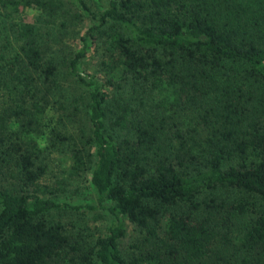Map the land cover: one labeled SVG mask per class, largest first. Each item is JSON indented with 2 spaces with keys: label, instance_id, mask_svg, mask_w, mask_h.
<instances>
[{
  "label": "trees",
  "instance_id": "trees-1",
  "mask_svg": "<svg viewBox=\"0 0 264 264\" xmlns=\"http://www.w3.org/2000/svg\"><path fill=\"white\" fill-rule=\"evenodd\" d=\"M93 2L0 0V9L77 10L64 74L86 90L88 133L54 175L83 177L89 163L85 206L110 222L86 245L44 219L76 208L37 194L43 143L69 140L48 123L63 73L21 22L15 49H0V264H264V0ZM128 225L140 236L124 257Z\"/></svg>",
  "mask_w": 264,
  "mask_h": 264
},
{
  "label": "rangeland",
  "instance_id": "rangeland-1",
  "mask_svg": "<svg viewBox=\"0 0 264 264\" xmlns=\"http://www.w3.org/2000/svg\"><path fill=\"white\" fill-rule=\"evenodd\" d=\"M87 4L97 8L93 0H87ZM77 10L69 4L63 3L62 10L49 16L47 12L25 11L21 13H11L0 9V49L4 51L14 50L19 38L16 34V26L21 22L29 21L35 28L38 38L47 41L49 48L44 49L45 56L53 57L58 62V69L63 73L50 89V102L52 120L48 123L56 129H60L69 135V140H59L52 145L46 146L43 143L40 159L46 164V171L40 181V190L37 194L42 198H50L57 202H64L76 208L71 211L51 210L44 215L48 222H60L66 234L74 243L84 241V244H92L93 238L97 235H104L106 227L110 222V215L99 209L87 208L86 204L93 205V195L88 182L90 165L86 164L87 171L83 177L68 179L66 182L60 180L56 175L55 168L62 165L60 159L68 155L72 145L79 144L83 139L82 135H87L88 122L85 117L86 90L76 85L72 78L64 74L67 67V58L70 53L78 48L77 36L80 33L82 23L76 16ZM61 36V37H59ZM6 47V49H4ZM64 57L63 61H60ZM1 93L6 95L3 90ZM143 106L157 114L158 109L154 107V100L150 94H142ZM47 128V127H46ZM45 128V129H46ZM60 135V134H59ZM92 153V149H90ZM92 158V157H91ZM62 168L64 166L62 165ZM43 186V187H42ZM44 188V189H43ZM236 222H240L238 219ZM140 236V231L135 226L128 225L124 236L118 240L119 249L124 257L131 255L133 242ZM60 264H67L61 262ZM98 264V263H95Z\"/></svg>",
  "mask_w": 264,
  "mask_h": 264
}]
</instances>
